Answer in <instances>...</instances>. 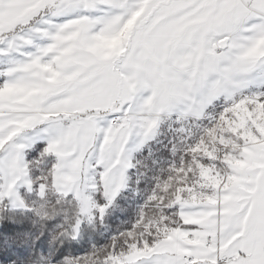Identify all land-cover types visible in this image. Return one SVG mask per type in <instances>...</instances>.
Here are the masks:
<instances>
[{"label":"snow or ice","instance_id":"6c2138e0","mask_svg":"<svg viewBox=\"0 0 264 264\" xmlns=\"http://www.w3.org/2000/svg\"><path fill=\"white\" fill-rule=\"evenodd\" d=\"M0 264H264V0H0Z\"/></svg>","mask_w":264,"mask_h":264}]
</instances>
